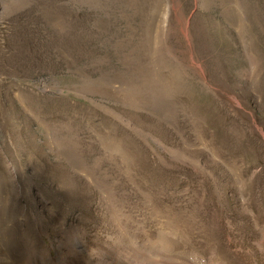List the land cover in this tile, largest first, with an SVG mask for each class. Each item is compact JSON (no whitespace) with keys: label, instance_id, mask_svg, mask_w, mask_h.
I'll return each instance as SVG.
<instances>
[{"label":"rangeland","instance_id":"obj_1","mask_svg":"<svg viewBox=\"0 0 264 264\" xmlns=\"http://www.w3.org/2000/svg\"><path fill=\"white\" fill-rule=\"evenodd\" d=\"M182 255L264 264V0H0V264Z\"/></svg>","mask_w":264,"mask_h":264},{"label":"bare ground","instance_id":"obj_2","mask_svg":"<svg viewBox=\"0 0 264 264\" xmlns=\"http://www.w3.org/2000/svg\"><path fill=\"white\" fill-rule=\"evenodd\" d=\"M179 247V246H178ZM182 249V248H181ZM181 251V250H180ZM186 252V251H184ZM183 257L181 258H173V257H167V258H163L161 260V264H208L205 261H203L204 259L200 256H198V258L200 259H196V258H192V261L188 258L191 257L187 251L186 256L182 255Z\"/></svg>","mask_w":264,"mask_h":264}]
</instances>
